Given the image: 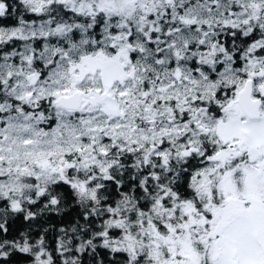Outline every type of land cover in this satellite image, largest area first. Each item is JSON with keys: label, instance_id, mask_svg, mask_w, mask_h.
<instances>
[{"label": "snow or ice", "instance_id": "snow-or-ice-1", "mask_svg": "<svg viewBox=\"0 0 264 264\" xmlns=\"http://www.w3.org/2000/svg\"><path fill=\"white\" fill-rule=\"evenodd\" d=\"M0 264H264V0H0Z\"/></svg>", "mask_w": 264, "mask_h": 264}]
</instances>
